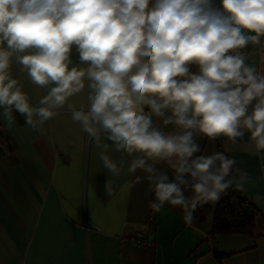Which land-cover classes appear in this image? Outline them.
I'll use <instances>...</instances> for the list:
<instances>
[{
    "label": "clouds",
    "instance_id": "9594fccd",
    "mask_svg": "<svg viewBox=\"0 0 264 264\" xmlns=\"http://www.w3.org/2000/svg\"><path fill=\"white\" fill-rule=\"evenodd\" d=\"M249 44L264 47V0H0V119L11 127L18 113L36 129L65 110L108 173L125 164L110 151L132 157L149 208H178L192 225L198 208L250 181L199 139L247 132L264 156V72ZM25 80L44 90L38 104Z\"/></svg>",
    "mask_w": 264,
    "mask_h": 264
},
{
    "label": "crops",
    "instance_id": "0c3cea01",
    "mask_svg": "<svg viewBox=\"0 0 264 264\" xmlns=\"http://www.w3.org/2000/svg\"><path fill=\"white\" fill-rule=\"evenodd\" d=\"M246 50L248 63L264 72V47ZM24 82L38 104L44 90ZM14 116L11 127L0 119V264H264V156L254 152L249 133L235 143L198 141L203 153L224 152L248 174L244 190L236 191L260 211L251 233L211 234L219 201L192 225L178 208L154 212L149 182L135 180L146 174L127 171L132 157L110 151L114 161H125L112 176L70 113L62 109L36 129ZM157 167L170 172L166 164ZM136 233L151 244L131 240Z\"/></svg>",
    "mask_w": 264,
    "mask_h": 264
},
{
    "label": "trees",
    "instance_id": "16d2710c",
    "mask_svg": "<svg viewBox=\"0 0 264 264\" xmlns=\"http://www.w3.org/2000/svg\"><path fill=\"white\" fill-rule=\"evenodd\" d=\"M168 175L171 177L173 173L170 171ZM208 210V204L198 208L196 220L203 221ZM259 213V209L250 200L243 197L236 190H230L214 208L210 233H251L255 226V218Z\"/></svg>",
    "mask_w": 264,
    "mask_h": 264
},
{
    "label": "built area",
    "instance_id": "2783aa9c",
    "mask_svg": "<svg viewBox=\"0 0 264 264\" xmlns=\"http://www.w3.org/2000/svg\"><path fill=\"white\" fill-rule=\"evenodd\" d=\"M244 51L247 53V50L246 49ZM130 239L133 240V241H135L136 243L141 244V245L151 244V242L147 241L144 238V235L142 233H136L135 235H130Z\"/></svg>",
    "mask_w": 264,
    "mask_h": 264
}]
</instances>
